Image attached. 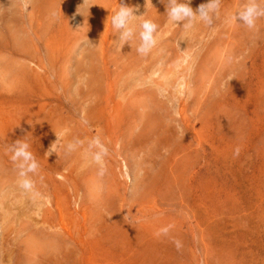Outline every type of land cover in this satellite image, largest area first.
Segmentation results:
<instances>
[{
	"label": "rangeland",
	"instance_id": "374dc122",
	"mask_svg": "<svg viewBox=\"0 0 264 264\" xmlns=\"http://www.w3.org/2000/svg\"><path fill=\"white\" fill-rule=\"evenodd\" d=\"M247 3L184 30L167 0H0V264H264V18L230 21ZM121 5L159 25L148 55L113 42ZM25 137L37 196L8 150Z\"/></svg>",
	"mask_w": 264,
	"mask_h": 264
},
{
	"label": "clouds",
	"instance_id": "9594fccd",
	"mask_svg": "<svg viewBox=\"0 0 264 264\" xmlns=\"http://www.w3.org/2000/svg\"><path fill=\"white\" fill-rule=\"evenodd\" d=\"M31 0H21L22 7L25 11L29 8ZM163 2V0H162ZM222 0H208L206 4H202L194 12L190 6L191 0H167L166 15L174 26L178 27L179 23H183L184 30L194 28L197 22H202L205 26L211 28L214 26L215 20L219 17ZM135 9L127 6H119L115 13L111 16L112 29L118 33V39L113 41L120 45V49L125 44H130L138 38L139 44L136 51L141 56H146L157 47L158 44V30L159 25L152 19L140 18L145 16H137L134 14ZM264 18V0H248V3L243 6L241 10L236 12L230 21H235L237 24L253 30L257 26V21ZM140 21L137 24V21ZM231 81V80H230ZM229 81V82H230ZM86 124L87 121H84ZM177 131L183 133L180 125H177ZM185 135V134H184ZM27 137V136H26ZM26 137L17 140L15 143L9 145L11 153V160L18 169V186L24 193H30L33 196L39 195L36 192V183L31 178V175L38 173L40 165L29 150L30 145ZM57 141L52 144L50 149L55 151ZM83 141L76 139L66 145V152L71 153L82 145ZM95 149V151H93ZM88 151L91 154L92 162L99 166V174L103 175L106 172L104 158L108 155L107 147L101 142L99 136L93 137L88 144ZM240 153L239 147L234 150V155L238 156ZM51 155V154H50ZM31 174V175H30ZM162 231L167 232V229ZM179 247V243L177 242Z\"/></svg>",
	"mask_w": 264,
	"mask_h": 264
},
{
	"label": "bare ground",
	"instance_id": "6f19581e",
	"mask_svg": "<svg viewBox=\"0 0 264 264\" xmlns=\"http://www.w3.org/2000/svg\"><path fill=\"white\" fill-rule=\"evenodd\" d=\"M16 206V205H15Z\"/></svg>",
	"mask_w": 264,
	"mask_h": 264
}]
</instances>
